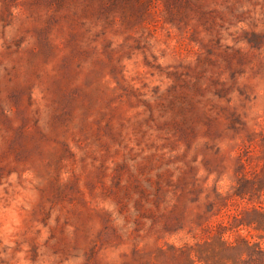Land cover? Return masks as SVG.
Masks as SVG:
<instances>
[{
    "label": "rangeland",
    "instance_id": "obj_1",
    "mask_svg": "<svg viewBox=\"0 0 264 264\" xmlns=\"http://www.w3.org/2000/svg\"><path fill=\"white\" fill-rule=\"evenodd\" d=\"M0 264H264V0H0Z\"/></svg>",
    "mask_w": 264,
    "mask_h": 264
}]
</instances>
